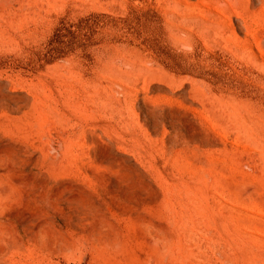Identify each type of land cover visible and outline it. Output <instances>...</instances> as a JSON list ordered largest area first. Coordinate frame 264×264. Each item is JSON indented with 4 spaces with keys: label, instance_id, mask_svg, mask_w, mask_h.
Segmentation results:
<instances>
[{
    "label": "rangeland",
    "instance_id": "rangeland-1",
    "mask_svg": "<svg viewBox=\"0 0 264 264\" xmlns=\"http://www.w3.org/2000/svg\"><path fill=\"white\" fill-rule=\"evenodd\" d=\"M0 264H264V0H0Z\"/></svg>",
    "mask_w": 264,
    "mask_h": 264
}]
</instances>
